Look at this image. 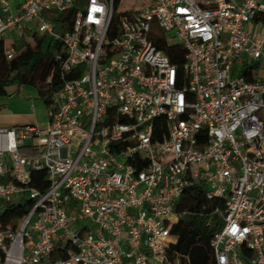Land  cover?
I'll return each mask as SVG.
<instances>
[{
    "label": "built area",
    "instance_id": "2783aa9c",
    "mask_svg": "<svg viewBox=\"0 0 264 264\" xmlns=\"http://www.w3.org/2000/svg\"><path fill=\"white\" fill-rule=\"evenodd\" d=\"M70 9L60 34L47 13ZM24 26L61 40L56 61L79 74L51 93L45 126L0 127V214L31 201L0 221V264H179L174 207L193 185L223 200L211 263L264 264L261 0H0V37Z\"/></svg>",
    "mask_w": 264,
    "mask_h": 264
},
{
    "label": "trees",
    "instance_id": "16d2710c",
    "mask_svg": "<svg viewBox=\"0 0 264 264\" xmlns=\"http://www.w3.org/2000/svg\"><path fill=\"white\" fill-rule=\"evenodd\" d=\"M72 11H51L47 16L55 24V30L63 34L72 25ZM28 36L25 40L22 36ZM156 38L153 43L158 49L164 51L170 61L179 64L184 61L183 48L171 41L163 42L161 32L156 29ZM11 45L13 54L7 57L5 47ZM64 48L61 40L53 38L46 33H38L35 29L24 26L19 42L8 41L0 37V95H6V87L16 85H31L38 97L45 103H49L51 93L59 88L64 80L78 76L77 69L64 72L60 63L56 61L57 54H63ZM248 68V67H247ZM246 68L241 73L246 72ZM51 77L50 80L48 78ZM29 184L44 190L48 181L43 170L32 171L29 176ZM215 205L223 206V200L219 198H207L201 185H193L185 188L175 204L174 210L180 214L179 221L172 227L176 240L168 251L176 253L180 257L179 264H212V252L209 239L217 228L220 220L217 214L212 212ZM31 206V201L24 199L22 203H6L4 211L0 214L1 225L4 227L9 222L15 221ZM58 251L52 253V257H58Z\"/></svg>",
    "mask_w": 264,
    "mask_h": 264
},
{
    "label": "rangeland",
    "instance_id": "374dc122",
    "mask_svg": "<svg viewBox=\"0 0 264 264\" xmlns=\"http://www.w3.org/2000/svg\"><path fill=\"white\" fill-rule=\"evenodd\" d=\"M13 3V0H10ZM264 3V0H261ZM22 29L9 32L8 41L19 42ZM23 39L29 40L28 36H22ZM174 40V39H172ZM235 62V67H236ZM257 74L264 77V60H261L260 66L257 68ZM236 71V70H235ZM50 103L43 102L37 95L36 89L31 85H22L18 90L16 85L6 87V95H0V127H8L14 123L31 122L39 127L45 126ZM11 203H19L17 197L11 198ZM83 221H79L81 225Z\"/></svg>",
    "mask_w": 264,
    "mask_h": 264
},
{
    "label": "crops",
    "instance_id": "0c3cea01",
    "mask_svg": "<svg viewBox=\"0 0 264 264\" xmlns=\"http://www.w3.org/2000/svg\"><path fill=\"white\" fill-rule=\"evenodd\" d=\"M21 87V86H20ZM20 87H18V90H20ZM48 120V119H47ZM19 123H14L12 125H18ZM23 124H32L31 122L23 123Z\"/></svg>",
    "mask_w": 264,
    "mask_h": 264
}]
</instances>
